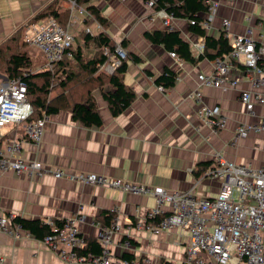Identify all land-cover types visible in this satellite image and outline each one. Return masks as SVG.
I'll use <instances>...</instances> for the list:
<instances>
[{
  "label": "crops",
  "instance_id": "obj_1",
  "mask_svg": "<svg viewBox=\"0 0 264 264\" xmlns=\"http://www.w3.org/2000/svg\"><path fill=\"white\" fill-rule=\"evenodd\" d=\"M50 1L0 0V43L18 28L39 21L31 19ZM90 4L110 23L104 28L97 21L89 22L87 27L91 32L88 33L105 30L115 44L125 39V49L140 58L139 62L127 61L124 75V82L134 90L136 98L124 112L113 117L100 92L92 91L102 118L100 126H83L72 120L68 110L47 115L40 143L35 145L25 138L20 149L24 160L41 164L40 174L12 170L0 173V216L14 214L43 221L70 220L81 238L97 240L102 225L96 222L97 215L102 210H110L118 224L109 245L113 263L127 264L120 257L127 252L134 256L132 262L136 264L163 261L178 264L184 258L188 232L182 227L157 233L150 229L146 219L157 206L153 195L84 184L64 176L56 178L53 172L56 169L67 174L94 172L149 188L160 186L166 191H184L195 186L200 195L213 196L221 180L210 177L201 180L202 173L195 176L193 171L198 163L211 162L212 156L220 152L235 163L264 166V131L236 135L238 125L257 124L263 111L257 106L254 115L246 114L239 101V91L260 88L251 85L252 72L233 69L234 75L241 76L235 88L206 86L200 90L201 100L188 97L198 86L197 74L213 72V60L204 58L196 64L178 65L168 51L148 42L143 37L146 29L165 26L159 18H152L154 10L147 1L90 0ZM60 6L68 8V3L62 1ZM85 15L79 14L81 25L76 22L72 26L74 36L85 28ZM203 17L205 19L206 15ZM223 19H229L231 43L234 36L243 35L248 26L255 39L264 40V0H223L209 28L204 29L206 33L217 37L223 31ZM172 26L180 30L185 39L196 38L188 31L186 20L175 18ZM30 48L39 52L33 46ZM34 59L36 68L42 66L43 63L38 64L42 61L41 54ZM164 66L179 71V78L175 85L160 91L154 79ZM59 89L55 88L51 96ZM203 103L220 107L225 117L222 128L214 130L197 116L196 111ZM13 127L15 129L14 125L8 126L2 133L10 132V137H14ZM163 210L168 211V208ZM0 257V264H94L62 258L24 229H19L17 236L0 230Z\"/></svg>",
  "mask_w": 264,
  "mask_h": 264
},
{
  "label": "built area",
  "instance_id": "obj_2",
  "mask_svg": "<svg viewBox=\"0 0 264 264\" xmlns=\"http://www.w3.org/2000/svg\"><path fill=\"white\" fill-rule=\"evenodd\" d=\"M64 2L68 3L71 12V18L66 26L48 17L28 23L23 31L24 41L39 49L45 59L44 68L50 70L57 66L65 51L74 44L72 26L78 21L77 13H85L83 19L90 18L84 6L77 5L74 0ZM222 2L223 0H207L206 18L200 22L204 29L209 28ZM147 3L152 7V0ZM152 18H159L166 28L174 29L172 21L175 18L165 10H154ZM190 22L194 23L193 20ZM221 26L222 32L228 38L229 19H223ZM84 30L91 32L89 27H85ZM188 42L195 54L202 52L204 48L202 37L188 39ZM230 44L232 49L228 54L213 60L212 73L197 74L198 86L187 96L201 100L200 90L206 86L235 88L241 81V76L234 75L233 69L245 73L252 72L251 85L260 89L240 90L239 101L248 115H254L257 106L262 107L263 111L257 124L237 126L236 135L241 137L251 131H264V40L255 39L252 36L251 26H248L245 33L234 36ZM103 51L108 58L100 64V68L106 73H112L127 56V50L120 43L115 44L113 53L107 46L103 47ZM168 54L178 65L183 64L184 61L175 51H168ZM157 88L160 91L165 90L163 85H157ZM32 112L27 86L21 78L2 80L0 82V173L12 170L40 174L42 167L39 162H28L20 155L22 141L25 138L35 145L40 143L48 119L47 115H43L35 121H29ZM196 114L214 130L224 125L225 117L217 105L208 106L203 103ZM10 125L15 126L14 137H10V132L5 135L2 133V130ZM53 176L56 178L64 176L84 184L117 188L123 192L153 195L157 206L148 216L154 217L164 213L166 216L158 225H150V229L157 233L172 227H182L188 232L184 258L178 264H264V166L252 167L235 163L224 158L220 152L215 153L201 175V180L205 177L221 180L219 189L213 196L200 195L195 186L184 191H166L160 186L149 188L140 183L122 178H110L94 172L77 171L67 174L56 169ZM164 207H167L168 211H164ZM13 216L14 214L0 216V230L17 236L20 227L11 222ZM45 221L59 232L53 237H46L43 242L60 257L74 259L77 262L116 264L109 257V245L115 232L118 231L115 220L110 226L101 225L97 233L96 238L102 248L101 254L87 256L77 255L73 251L74 248L82 247L84 244V239L72 225L73 221L65 220L61 228L55 225L52 218ZM124 263L136 264L127 260H124Z\"/></svg>",
  "mask_w": 264,
  "mask_h": 264
},
{
  "label": "trees",
  "instance_id": "obj_3",
  "mask_svg": "<svg viewBox=\"0 0 264 264\" xmlns=\"http://www.w3.org/2000/svg\"><path fill=\"white\" fill-rule=\"evenodd\" d=\"M62 1L66 0H51L31 20L51 17L62 26H66L70 20L71 12L69 8L60 6ZM74 1L77 5L84 6L90 14L89 19H84L85 22L87 21L89 24V22L97 21L104 28L109 27V20L101 14L95 5L90 4V0ZM152 7L153 10H165L176 19L186 20L188 31L195 37L203 38L204 48L202 52L195 54L188 40L181 35L178 29L155 26L143 32V37L148 42L161 46L165 51H175L184 62L196 64L204 58L214 60L228 54L232 49L224 32L214 37L207 34L201 27L200 22L204 20L203 15L208 11L207 0H152ZM190 20H193L194 23H191ZM24 28L25 26L18 28L0 43V80L21 78L26 84L27 96L33 108L29 121H35L43 115H52L68 110L71 112L72 120L80 122L83 126H100L102 118L92 91L97 89L100 92L113 117L124 112L135 100L136 93L124 82V75L128 67L127 61L139 62L140 58L135 53L127 51L126 58L115 67L112 73L104 72L100 68V64L108 57L104 54L103 47L107 46L113 53L115 46V41L105 30L96 34L84 30L80 38L78 37L76 46L68 48L62 60L53 70H50L43 67L44 57L38 63H43L42 66L36 68L37 64L33 60L41 53L33 51L24 41ZM120 44L126 47L127 41L123 39ZM32 68L36 70L33 71ZM178 74L179 71L164 66L162 72L155 76L154 82L156 85L169 88L175 85V77ZM55 88L60 89L52 97L51 93ZM209 164L210 161L198 163L196 170L193 171L195 176H200ZM165 216L166 213L148 217L147 224L158 225ZM114 218V212L102 210L97 215L96 222L103 226H110ZM52 219L58 228H61L65 221L64 219ZM11 222L41 241L48 236L53 237L59 232L39 218L31 219L16 215L11 218ZM73 251L82 256L100 255L102 248L94 237H89L84 239L82 247H76ZM120 257L128 262H132L134 259V256L127 252H124ZM159 264L173 263L163 261Z\"/></svg>",
  "mask_w": 264,
  "mask_h": 264
},
{
  "label": "rangeland",
  "instance_id": "obj_4",
  "mask_svg": "<svg viewBox=\"0 0 264 264\" xmlns=\"http://www.w3.org/2000/svg\"><path fill=\"white\" fill-rule=\"evenodd\" d=\"M152 14H153V12H152ZM76 17H77L78 19L80 18L79 13H77ZM77 22H78L79 25H81V24H82V18H80V21H77ZM84 22H85V21H84ZM26 25H27V24H26ZM26 25H25V26H26ZM87 26H90V24H88V22L86 21L85 24H84V27H87ZM164 28H166V27H164ZM24 29H25V28H24ZM84 29H85V28H82L81 31H79V32L76 34V35H77V39H76V35H75V40H74V44H73V46L76 45L77 41L79 40L78 37L80 38V35L84 32ZM74 30H75V29L72 28L73 33H74ZM28 46H29V45H28ZM33 48L36 49L37 51H39L38 48H36V47H34V46H33ZM39 52H40V51H39ZM40 53H41V52H40ZM41 55H42V57H43V54H42V53H41ZM54 68H55V67H54ZM54 68H53V69H54ZM32 70L34 71V70H36V69H35V68H32ZM178 75H179V74H178ZM178 75L175 77V83H176V81L178 80V77H179ZM0 82H2V80H0ZM7 127H8V126H7ZM7 127H5L3 130L8 129ZM10 127H12V125H10Z\"/></svg>",
  "mask_w": 264,
  "mask_h": 264
},
{
  "label": "clouds",
  "instance_id": "obj_5",
  "mask_svg": "<svg viewBox=\"0 0 264 264\" xmlns=\"http://www.w3.org/2000/svg\"><path fill=\"white\" fill-rule=\"evenodd\" d=\"M206 15V14H205ZM187 40V39H186ZM58 219V218H57Z\"/></svg>",
  "mask_w": 264,
  "mask_h": 264
}]
</instances>
